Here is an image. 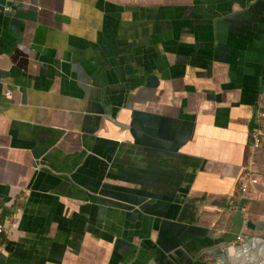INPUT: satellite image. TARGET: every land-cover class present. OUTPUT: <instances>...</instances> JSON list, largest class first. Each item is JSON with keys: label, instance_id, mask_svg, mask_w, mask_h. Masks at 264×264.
I'll use <instances>...</instances> for the list:
<instances>
[{"label": "crops", "instance_id": "obj_1", "mask_svg": "<svg viewBox=\"0 0 264 264\" xmlns=\"http://www.w3.org/2000/svg\"><path fill=\"white\" fill-rule=\"evenodd\" d=\"M262 108L264 0H0V264H264Z\"/></svg>", "mask_w": 264, "mask_h": 264}, {"label": "built area", "instance_id": "obj_2", "mask_svg": "<svg viewBox=\"0 0 264 264\" xmlns=\"http://www.w3.org/2000/svg\"><path fill=\"white\" fill-rule=\"evenodd\" d=\"M12 8L10 6H4L3 11L4 12H12ZM257 125L253 130L251 131V146L253 149V153L249 155V159L245 165L244 174L241 176V182L239 185L240 192L242 194H246V192L249 190L250 185L257 184L258 178L255 177V171L258 167V162L256 159L255 153L257 150H259L263 143L264 138V108L260 109L257 114ZM1 219V217H0ZM5 224L2 223L0 220V238L4 236L5 234ZM241 237H238V240H241ZM0 251H1V245H0Z\"/></svg>", "mask_w": 264, "mask_h": 264}, {"label": "water", "instance_id": "obj_3", "mask_svg": "<svg viewBox=\"0 0 264 264\" xmlns=\"http://www.w3.org/2000/svg\"><path fill=\"white\" fill-rule=\"evenodd\" d=\"M246 162H247V159H245V162L243 163V170L245 169Z\"/></svg>", "mask_w": 264, "mask_h": 264}]
</instances>
